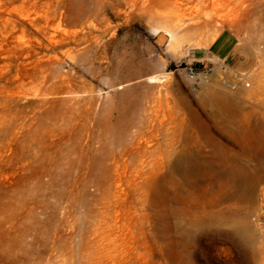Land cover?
Masks as SVG:
<instances>
[{"label": "rangeland", "instance_id": "1", "mask_svg": "<svg viewBox=\"0 0 264 264\" xmlns=\"http://www.w3.org/2000/svg\"><path fill=\"white\" fill-rule=\"evenodd\" d=\"M0 264H264V0H0Z\"/></svg>", "mask_w": 264, "mask_h": 264}, {"label": "crops", "instance_id": "2", "mask_svg": "<svg viewBox=\"0 0 264 264\" xmlns=\"http://www.w3.org/2000/svg\"><path fill=\"white\" fill-rule=\"evenodd\" d=\"M198 59L225 65L237 73H247L255 68L257 50L251 45L241 43L232 32L222 30L208 47L202 49Z\"/></svg>", "mask_w": 264, "mask_h": 264}, {"label": "built area", "instance_id": "3", "mask_svg": "<svg viewBox=\"0 0 264 264\" xmlns=\"http://www.w3.org/2000/svg\"><path fill=\"white\" fill-rule=\"evenodd\" d=\"M198 64L197 63H194V66H191V65H189V66H187V69H186V71L188 72V74L190 75V76H194V74H195V69H198Z\"/></svg>", "mask_w": 264, "mask_h": 264}, {"label": "bare ground", "instance_id": "4", "mask_svg": "<svg viewBox=\"0 0 264 264\" xmlns=\"http://www.w3.org/2000/svg\"><path fill=\"white\" fill-rule=\"evenodd\" d=\"M174 2V4H177L178 0H172Z\"/></svg>", "mask_w": 264, "mask_h": 264}]
</instances>
